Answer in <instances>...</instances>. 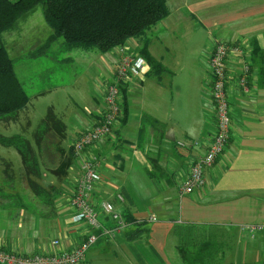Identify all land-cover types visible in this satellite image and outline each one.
<instances>
[{
	"label": "crops",
	"instance_id": "crops-1",
	"mask_svg": "<svg viewBox=\"0 0 264 264\" xmlns=\"http://www.w3.org/2000/svg\"><path fill=\"white\" fill-rule=\"evenodd\" d=\"M181 3H188L187 10L181 11ZM174 5L175 21H198L216 31V36L210 35L211 44L202 51V77L195 83L190 80V84H196L193 103L188 105L187 116H182L186 117L182 125L174 109L173 93L170 100L165 94L173 89V82H164L168 73L163 72V62V69H148L145 77L130 80L122 89L123 114L115 136L95 146L100 158V182L92 200L112 201L122 215L130 214L137 223H144L145 232L128 241L123 236L131 228L127 223L112 241L100 237L90 250L94 248L99 254L113 250L127 264H179L175 247L184 242L182 232L189 229L188 236L198 246L203 240L214 241L216 258L205 264H264V232L251 238L239 230L246 223L264 224V87L259 85L255 68L250 72V67L246 87L237 82L244 63L253 65L249 59L252 46L264 50V0H179ZM162 37V41H169L167 35ZM214 40L243 53L241 57L239 52H232L227 59L229 139L214 165L204 170L203 189L184 194L180 186L188 176L191 160L203 154L215 127L208 69ZM132 42L138 53L139 43ZM90 54L97 56L94 65L105 71L103 78L111 79L116 67L114 54ZM163 59L161 55L160 61ZM97 88L85 115L75 116L76 124L66 127V146L64 140L61 148L67 150L80 132L99 120L104 105L103 91ZM147 97L154 102V110L142 107ZM131 103L139 105L136 116L131 115ZM193 141L198 142L197 147H192ZM178 142L185 145L179 146ZM78 172L74 162L57 187L53 174L42 172L46 185L58 191L54 213L43 218L42 213L32 210L15 211L10 218L0 220V246L33 254L51 241L64 238L71 249L87 230L84 222L73 221L68 203ZM117 194L123 201H118ZM152 217L155 219L150 220ZM101 221L106 227L112 225L109 219ZM87 260L94 264L90 258Z\"/></svg>",
	"mask_w": 264,
	"mask_h": 264
},
{
	"label": "rangeland",
	"instance_id": "rangeland-1",
	"mask_svg": "<svg viewBox=\"0 0 264 264\" xmlns=\"http://www.w3.org/2000/svg\"><path fill=\"white\" fill-rule=\"evenodd\" d=\"M178 1L165 0L170 15L160 22L156 29L149 32L148 38L152 42L148 52L153 55H151L152 58L160 65V68H162L161 63L163 62L164 66L170 71L168 72L164 67L163 72L168 73L166 76L168 79L164 82H167V84L173 82V89L167 90L165 94L170 100L173 93L174 109L179 112L178 116L182 125L186 123L183 121L186 117L182 116H187L188 105L191 102L193 103L192 91L196 85L194 83L198 77H202V51L206 45L211 44L212 38L210 35L216 36V31L198 21L195 22L196 24L189 19L175 21L177 15L174 13L177 5L174 4ZM187 6L188 3H181V11L187 10ZM43 9V4L38 5L31 13L22 18L12 30L3 35L2 46L13 60L14 72L29 96V105L25 112L18 114L16 122H0V135L9 137L20 134L32 143L33 149L36 151L38 150L37 139L40 140L43 135L42 141L40 140L41 147L37 154H39L43 166L49 164L47 165L49 167L50 165L54 166L53 164L58 157V154L55 153L56 150L52 148L58 140L42 125L48 108L52 107L53 112L63 120L67 128L76 124L75 116L85 115L89 104H91L90 96L95 91L97 92V87L103 91L102 103L104 105V90L112 82L116 67L112 78L105 79L103 78L105 71L94 65L97 56L90 54L91 51L67 49L61 40L55 41L42 54L36 56L37 50L35 49L43 44L51 34L50 29L43 20ZM163 34L169 37V41H162L164 39ZM115 48L108 53L114 54L113 50ZM139 50L138 54L142 56ZM161 55H163V61H160ZM144 60L147 67L146 71L150 69L151 72H155L156 69L152 70L148 61L145 58ZM145 76L146 73L143 77ZM191 78L194 82L192 84H190ZM153 97H155V94H153ZM197 101H200L199 98ZM151 102L150 97H147L142 107L146 110H148L147 108L154 110V102ZM131 107L133 112L131 115L136 116L140 111L139 105L131 103ZM104 111L105 105L103 113ZM69 148L72 151L71 147ZM74 159V162L77 163L75 156ZM27 171L31 175H26ZM33 172L34 169L22 164L21 157L16 149L0 145V191L9 196V198L3 196L4 200L1 199L2 201H0V203L9 204L8 209L4 208L5 213L2 212V207H0V220L10 218V215H13L15 211L19 213L26 212V210L30 211L35 207L33 202L36 199L32 193L33 189L29 185V180L40 181L38 177L34 176ZM59 183L55 179L54 185L56 187ZM49 189L51 192L55 191L53 185ZM121 201H123V197ZM110 202L112 203V201ZM116 211L120 213L119 210L116 209ZM102 218L106 217L102 216ZM102 218L100 217V221ZM58 241L63 248H68L69 243L67 245L64 238H58ZM5 249L15 251L14 249ZM89 250L86 257L87 259L90 258L94 264H127L119 255H114L113 250L102 252V254L94 251V248ZM178 263L180 264V261Z\"/></svg>",
	"mask_w": 264,
	"mask_h": 264
},
{
	"label": "trees",
	"instance_id": "trees-1",
	"mask_svg": "<svg viewBox=\"0 0 264 264\" xmlns=\"http://www.w3.org/2000/svg\"><path fill=\"white\" fill-rule=\"evenodd\" d=\"M40 4L44 5L42 16L51 34L35 49L36 56L57 40H61L67 49L94 50L101 55L127 41L136 40L140 45L141 55L151 65L152 70L160 68L148 52V34L169 16L165 0H0V122H16L18 114L25 112L29 105V96L14 72L13 60L2 46L3 35ZM249 59L253 64L250 65V72L255 68L259 85L264 87V50L253 45ZM42 125L58 140L53 148L58 154L54 166H43L37 154L43 135L40 140L37 139V151L33 149L32 143L20 134L9 137L0 135V145L16 149L22 164L34 169L33 174L40 182L29 180L36 199L32 211L42 213L41 217L47 218L49 214L54 213L58 191H50L52 185H46L42 172L52 173L60 182L68 176L75 159L70 148L65 150L60 147L66 138V125L51 107L48 108ZM26 175L31 174L27 171ZM3 196L9 198L0 191V201L4 200ZM8 205L0 203L3 209ZM122 217L128 226L131 225V228L123 233L126 240L131 241L144 234V223H137L130 214ZM190 232L189 229L184 230V242L175 247L180 263L205 264L207 260L213 262L216 258L214 241L203 240L198 246L188 236Z\"/></svg>",
	"mask_w": 264,
	"mask_h": 264
},
{
	"label": "built area",
	"instance_id": "built-area-1",
	"mask_svg": "<svg viewBox=\"0 0 264 264\" xmlns=\"http://www.w3.org/2000/svg\"><path fill=\"white\" fill-rule=\"evenodd\" d=\"M132 40L117 46L114 56L117 60L115 75L111 83L104 90L103 102L105 111L98 122L92 127L79 133L70 147L76 158L79 175L75 177L69 196V206L73 210V221L84 222L87 226L85 233L71 249L63 248L58 239L51 241L41 251L27 254L19 251H9L0 247V264H91L86 259L88 250L97 243L100 237L113 240L117 234L127 227V222L116 211L113 203L107 199L93 202L92 194L100 182V158L95 152V146L115 136V129L119 126V119L123 114L122 88L130 80L143 78L145 60L134 49ZM232 52H239V48L214 40L208 58L210 72V95L215 110L214 132L209 135L202 155L191 160L186 180L180 186V192L190 194L194 190H201L205 185L204 170L211 168L224 151L230 133V104L227 92L228 56ZM249 64L245 62L238 76V85L245 88L249 73ZM184 146V142H178ZM198 142H192L197 147ZM94 149V150H93ZM122 200L121 195H117ZM104 216L112 223L106 227L100 217ZM152 217L150 220H154ZM239 230L253 238L257 233L264 232V224L246 223L239 226ZM65 240V239H64Z\"/></svg>",
	"mask_w": 264,
	"mask_h": 264
}]
</instances>
